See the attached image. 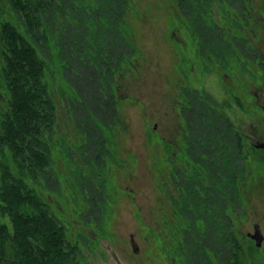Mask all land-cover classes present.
<instances>
[{
	"label": "trees",
	"instance_id": "16d2710c",
	"mask_svg": "<svg viewBox=\"0 0 264 264\" xmlns=\"http://www.w3.org/2000/svg\"><path fill=\"white\" fill-rule=\"evenodd\" d=\"M175 2L181 14L179 24L188 33H195L197 48L208 62L228 63L230 54L237 59L235 44L244 49L248 43L252 56L246 62L257 58V62L264 63V54L250 40L256 33L254 22L260 21L252 13V0ZM8 3L16 20L0 22V88L4 96L0 108V264H82L78 242L70 238L66 225L33 184L52 173L57 92L69 100L73 124L90 140L87 147L94 153L83 154L85 159L91 161L94 155L99 161L93 149L104 142V138L100 140L101 132L108 129L114 138V128L123 125L114 74L136 54L125 18L129 3L128 0H8ZM215 3L229 23L218 26L215 38L207 42L209 23L216 22L212 9ZM86 21L94 28V42L84 33ZM176 35L179 39L175 35L173 38L181 49L185 41L180 33ZM82 43L95 49V63L101 67V73L94 75L98 74L97 81H90L91 85L86 81L89 91L82 87L81 81L67 83L60 73L67 63H82L79 52ZM55 61L61 67L51 64ZM180 88L183 96L180 108L187 124L181 131L180 148L182 155L189 158L188 163L192 162L188 174L193 171L194 178L191 183L183 164L171 161L174 157L171 143L163 141L169 146V176L177 188V195L171 198L176 199L178 194L186 198L177 218L181 226H172L176 244L171 252L175 250L173 257L177 260L179 256L186 264H244L246 248L240 237L246 236H239L233 216L243 205L242 190L248 171L245 140L223 111L224 105L217 103L211 93L184 84ZM89 100L93 106L86 105ZM61 141L65 143L64 138ZM250 147L258 150L264 160L263 147Z\"/></svg>",
	"mask_w": 264,
	"mask_h": 264
},
{
	"label": "rangeland",
	"instance_id": "374dc122",
	"mask_svg": "<svg viewBox=\"0 0 264 264\" xmlns=\"http://www.w3.org/2000/svg\"><path fill=\"white\" fill-rule=\"evenodd\" d=\"M252 2L254 18L260 21L254 22L256 33L250 40L264 54V0ZM128 3L125 18L136 54L114 74L123 125L114 128V138L108 129L101 132L100 140L104 138V142L93 149L100 160L93 155L94 159L89 161L83 154L94 153L87 147L90 140L73 124L69 100L57 92L53 169L33 184L35 189L66 225L70 238L78 242L82 264H186L179 256L177 260L173 257L175 250L171 252L176 244L172 226H181L177 218L186 198L180 194L171 198L177 195V188L169 176V146L163 141L171 143L170 151L174 152L171 161L183 164L188 174L192 162L188 163L189 158L182 155L180 148L181 131L187 125L180 108L183 103L180 85L203 89L224 105L223 111L245 140L248 171L242 209L233 216L234 226L239 236H246L240 237L246 248L244 264H264V160L258 150L250 147L259 141L264 143L263 61L257 62L256 58L246 62L252 56L250 44L245 43L243 49L236 43L237 59L230 54L228 63L220 60L210 63L200 54L195 33H188L179 24L181 14L175 0H128ZM212 9L216 22H208L211 27L207 42L215 38L218 26L229 23L218 4ZM4 19L16 20L8 0H0V22ZM85 26L84 33L94 42V28L88 21ZM176 32L185 41L181 49L173 38L175 35L179 39ZM238 35L235 32L234 36ZM247 35L251 37V33ZM90 45L82 43L79 51L82 63H67V68H60L67 83L81 81L87 91L90 87L86 81H97L101 73L100 64L95 63L96 51ZM238 58L246 63H240ZM51 64L59 66L57 61ZM88 104L93 106L90 100L86 101ZM79 122L82 123L81 118ZM93 141L92 146L96 139ZM193 174L190 171L187 175L191 183ZM255 222L263 235L257 248L247 235L253 231ZM130 235L137 251L132 249Z\"/></svg>",
	"mask_w": 264,
	"mask_h": 264
},
{
	"label": "water",
	"instance_id": "95a60500",
	"mask_svg": "<svg viewBox=\"0 0 264 264\" xmlns=\"http://www.w3.org/2000/svg\"><path fill=\"white\" fill-rule=\"evenodd\" d=\"M254 146L255 147H264V143L259 141V142L254 143ZM247 235L254 240V242H255V244L257 246L261 245V241H262L263 235L261 233L259 224L257 222H255L253 224V231L252 232H247ZM130 243H131L133 251H137V249H138L137 248V244H136V242H135V240H134L132 235H130Z\"/></svg>",
	"mask_w": 264,
	"mask_h": 264
},
{
	"label": "flooded vegetation",
	"instance_id": "af4514ba",
	"mask_svg": "<svg viewBox=\"0 0 264 264\" xmlns=\"http://www.w3.org/2000/svg\"><path fill=\"white\" fill-rule=\"evenodd\" d=\"M3 99H4V96L0 88V104L3 103Z\"/></svg>",
	"mask_w": 264,
	"mask_h": 264
}]
</instances>
